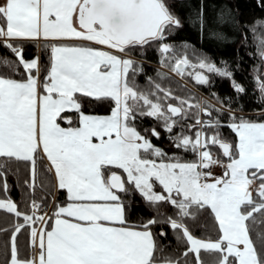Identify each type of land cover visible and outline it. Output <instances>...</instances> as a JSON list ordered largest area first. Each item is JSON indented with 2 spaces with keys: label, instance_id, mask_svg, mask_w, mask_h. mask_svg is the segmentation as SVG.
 Wrapping results in <instances>:
<instances>
[{
  "label": "snow or ice",
  "instance_id": "6c2138e0",
  "mask_svg": "<svg viewBox=\"0 0 264 264\" xmlns=\"http://www.w3.org/2000/svg\"><path fill=\"white\" fill-rule=\"evenodd\" d=\"M181 28L251 39L264 105V15L246 19L238 0H0V264H264V107L245 113L241 65L171 40ZM214 75L235 97L171 84ZM165 135L175 151L154 142Z\"/></svg>",
  "mask_w": 264,
  "mask_h": 264
},
{
  "label": "trees",
  "instance_id": "16d2710c",
  "mask_svg": "<svg viewBox=\"0 0 264 264\" xmlns=\"http://www.w3.org/2000/svg\"><path fill=\"white\" fill-rule=\"evenodd\" d=\"M193 3H198L199 0H192ZM208 4L211 5L214 4H220L223 3L224 0H207ZM238 6L241 8L242 13L244 14V17L248 20H251L254 17H259L261 15H264V9L259 7L258 5V0H238ZM251 37V33L249 32V38ZM171 40L174 41H181L184 39L190 40L192 43L196 44L198 48H204L205 51L209 52L214 59L219 61L221 58L227 59L233 63H239L241 65L240 68L235 69V75L236 79L240 80L242 83H245L248 88V93L247 95H242L240 97V101L244 103V112L248 113L250 112L253 108H260L264 107V105H261L258 103L255 99V96L253 95L252 89H253V82L251 79V72H252V65L257 63L258 57H256L255 52L256 49L254 46H252V41L249 39L248 44L241 46L239 41L236 43H231L227 42L224 44H217L214 43L208 39H204L201 41L198 38V35L195 31L189 30L188 28H181L178 30L176 33L171 35L170 37ZM4 49L0 48V52H3ZM36 51L35 45L30 44L27 48V53L29 55L34 54ZM138 51V50H137ZM158 52L154 48H150L146 50V61H145V69L147 75H153L156 69V66L158 65ZM139 83L145 84L146 83V75L144 73H141L137 77ZM187 79H178L177 77L175 80L171 81L172 87L177 91L178 94H185V88L183 80H188ZM212 79L214 81V84L212 87H209L208 85H202L199 88L203 90L206 94H209L212 91L218 92L221 96H227L231 95L235 97V92L231 86V83L229 79L227 78H221L218 75L212 76ZM191 80V79H190ZM165 83H169V81H165ZM187 89H190L187 86ZM174 102V101H173ZM233 108H236V102L234 100L233 102ZM107 110L106 105H99L96 106V111L99 112H104ZM237 111H239L238 108H236ZM194 122V121H193ZM152 123L151 118H147L144 121L145 126L149 125ZM179 131V129H177ZM224 133L226 135H234V132L229 127H224L223 129ZM153 140L155 143L160 144L161 146H164L166 150H171L175 151L176 148L173 145L168 144L167 141V136L163 139H157L153 137ZM186 156H191V153H185ZM21 168V171L19 173V178L21 182L23 179L27 178V169L23 165H19ZM8 182L9 185L11 186V196L17 200L18 202L21 200V192H22V187L17 185V179H18V174L15 172V170H12L8 174ZM41 191L39 188H37V195H41ZM136 199L139 200V194H137ZM24 205L21 204V208H23ZM135 212L133 214V218H136L137 215L141 214H146L144 207L142 204H136L134 205ZM4 220H9L11 221L10 215L5 211V210H0V224L3 223ZM210 222V221H209ZM203 224L204 221H200V232L203 233ZM170 233V238H171V232ZM3 237L0 236V239Z\"/></svg>",
  "mask_w": 264,
  "mask_h": 264
},
{
  "label": "rangeland",
  "instance_id": "374dc122",
  "mask_svg": "<svg viewBox=\"0 0 264 264\" xmlns=\"http://www.w3.org/2000/svg\"><path fill=\"white\" fill-rule=\"evenodd\" d=\"M156 67H158V65H157ZM206 74H208V73H206ZM176 77H177L178 79H181V80H182V78H180L179 76H176ZM190 79H191V78H190ZM190 79H189V81H188V80H183V82H184V84H186V86H188L191 90L195 91V92L198 93L199 95H201V96H206V97H208L209 99H211V97H210L208 94H206L205 92H203L202 89L199 88V87L202 86V85L198 84V83L195 82L193 79H191V80H190ZM213 103H216V101H213ZM214 171H216L217 174H219V172H220L221 170L217 167V168L214 169ZM158 190H159V189H158Z\"/></svg>",
  "mask_w": 264,
  "mask_h": 264
}]
</instances>
